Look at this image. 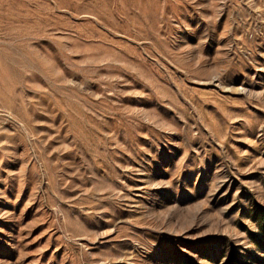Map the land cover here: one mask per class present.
Here are the masks:
<instances>
[{
    "label": "rangeland",
    "instance_id": "1",
    "mask_svg": "<svg viewBox=\"0 0 264 264\" xmlns=\"http://www.w3.org/2000/svg\"><path fill=\"white\" fill-rule=\"evenodd\" d=\"M0 264H264V0H0Z\"/></svg>",
    "mask_w": 264,
    "mask_h": 264
}]
</instances>
